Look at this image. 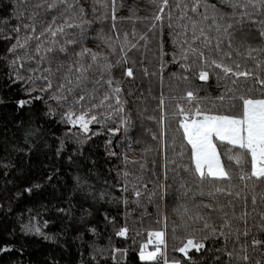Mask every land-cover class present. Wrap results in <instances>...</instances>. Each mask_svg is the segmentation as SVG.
Returning a JSON list of instances; mask_svg holds the SVG:
<instances>
[{"label": "snow or ice", "instance_id": "obj_1", "mask_svg": "<svg viewBox=\"0 0 264 264\" xmlns=\"http://www.w3.org/2000/svg\"><path fill=\"white\" fill-rule=\"evenodd\" d=\"M18 2L26 5L18 10L21 22L13 26L11 35H0V41H10L6 49L9 79L24 93V98L18 99L16 104L21 109L34 101L46 104L45 115L53 120L58 115V122L68 125L69 133L80 143L101 135L100 131H91L93 124L111 135L132 129V121L125 113L123 88L121 82L113 78L112 69L121 67V75L135 79L136 62L128 53L135 49L146 58L151 51L149 33H152L157 37L162 77L166 67L162 56L167 53L163 52L158 33L164 27L169 29L176 49L173 62L183 70L178 79L189 85L179 96L170 97L175 101L171 119L183 117L177 122L191 145L194 162V167H180L190 174L198 189L206 186V194L211 198L209 203L196 205L195 213L188 208L178 210L182 218L186 216L192 224H202V235L197 238L194 231H188L192 224L185 222V238L174 251L191 260L189 252H201L206 248L205 242L213 238L223 242L225 264H264V238H260L264 234V0H223L231 8L230 13L222 12L215 4L210 5L209 0H149L158 11L143 18L130 14L127 19L133 25L137 20H150L146 31L137 32L133 27L131 33L117 30V0H94V5L104 9L97 19L109 17L110 10L112 35L100 34L97 39L114 53L119 48L115 64L83 43L92 21L87 19L81 0ZM96 11L94 6L93 14ZM253 30L261 38L258 45L249 43ZM248 61L252 62L251 67ZM4 62L0 58V65ZM130 64L132 66H128ZM143 72L149 75L147 67ZM210 76L223 91L215 97L201 96L200 88L191 86L192 80L207 83ZM164 103L162 94V109ZM113 116L117 117L119 126L107 128ZM166 118L167 113H164L161 122ZM81 135L83 140H80ZM217 142L227 145L223 158ZM111 143L109 139L107 144ZM108 155L117 153L108 149ZM122 155L125 165L140 163L129 161L127 154ZM144 166L141 164V168ZM122 175L128 177L131 173L124 171ZM164 179H167L166 172ZM160 187L163 198L167 195V186ZM180 187L185 188V184L181 183ZM26 191L30 193L32 189ZM140 194L135 191L137 197ZM200 195L205 193L201 191ZM220 196L230 199L220 203ZM201 208L208 211L201 212ZM212 213H216L215 218ZM25 231L44 235L35 225H26ZM127 232L124 227L117 235L125 237ZM149 236L156 237L159 244L165 243L163 231L151 232ZM229 243L231 250H228ZM148 247L149 244H144L139 252L141 261L163 257L159 246L153 251H147Z\"/></svg>", "mask_w": 264, "mask_h": 264}, {"label": "trees", "instance_id": "obj_2", "mask_svg": "<svg viewBox=\"0 0 264 264\" xmlns=\"http://www.w3.org/2000/svg\"><path fill=\"white\" fill-rule=\"evenodd\" d=\"M81 3L87 19L92 21L83 43L115 64L119 48L114 53L97 39L100 34L112 35L110 10L109 17L97 19L104 9L94 5V0H81ZM209 4H215L224 13L231 12L223 0H209ZM24 7L26 5L19 4L18 0H0V29H3L0 35L12 34L13 26L21 22L18 10ZM116 7L117 30L129 33L133 27L137 32L146 31L150 23V20H137L133 25L127 19L130 14L143 18L158 11L149 0H117ZM158 35L163 52L167 53L162 56L166 62L162 77L157 37L152 33H149L151 51L146 58L135 49L128 53L136 62L135 79L121 75V67L112 69L113 78L121 82L125 113L132 121V129L111 135L93 124L91 131H100L101 135L83 143L69 133L68 125L58 122V115L55 120L45 115L46 104L34 101L31 106L18 108L16 101L24 98V93L9 79L6 49L10 41H0V58L5 61L0 65V264H225L227 257L223 254L221 240L208 239L204 250L189 252L191 260L174 251L185 238L183 225L192 224L186 216L182 218L178 210L188 208L195 213L196 205L209 203L211 198L206 194L207 187L198 189L190 174L180 167H194V162L191 145L177 122L183 117L171 119L175 101L170 97L179 96L189 85L178 79L183 70L173 62L176 49L169 29L164 27ZM249 43H261L255 30L249 36ZM247 64L252 66L251 61ZM144 67L149 75L144 74ZM191 86L199 87L201 96L215 97L223 91L211 76L207 83L193 79ZM162 94L163 109L160 106ZM164 113L167 118L161 122ZM118 126L116 116L107 123V128ZM109 139L111 145L107 144ZM80 140H83L82 135ZM217 147L223 158L227 145L217 142ZM108 149L117 155L109 156ZM122 154H127L129 161L140 163L125 165ZM141 164L145 166L141 168ZM124 171L131 175L124 177ZM181 183L185 188L180 187ZM161 185L167 186V195L163 198ZM29 188L30 193L26 191ZM136 190L141 193L139 197L135 195ZM201 191L205 195L201 196ZM218 199L223 203L230 198L220 196ZM200 211L208 210L201 208ZM212 215L216 217V213ZM26 225L40 227L44 235L25 231ZM124 227L128 229L127 235H117ZM163 228L165 261L159 256L155 261H141L139 252L144 244H149V233ZM201 228L202 224L197 222L188 231H194L199 238ZM260 238H264V234ZM155 247L149 244L148 249ZM5 248L9 250L3 251ZM231 248L229 243L228 250Z\"/></svg>", "mask_w": 264, "mask_h": 264}, {"label": "rangeland", "instance_id": "obj_3", "mask_svg": "<svg viewBox=\"0 0 264 264\" xmlns=\"http://www.w3.org/2000/svg\"><path fill=\"white\" fill-rule=\"evenodd\" d=\"M160 231H163L164 232V244H159V243H157V244H152V243H149L150 245H152V246H159L160 248H161V252L164 254L163 255V257H164V261H165V253H166V240H165V229L163 228L162 230H160ZM147 251H150L149 249H147ZM151 251H153V250H151ZM165 264H180V263H178V262H165Z\"/></svg>", "mask_w": 264, "mask_h": 264}, {"label": "built area", "instance_id": "obj_4", "mask_svg": "<svg viewBox=\"0 0 264 264\" xmlns=\"http://www.w3.org/2000/svg\"><path fill=\"white\" fill-rule=\"evenodd\" d=\"M150 240H151V243H152V244H157V243H159V242L157 241V238L154 237V236L150 237Z\"/></svg>", "mask_w": 264, "mask_h": 264}]
</instances>
